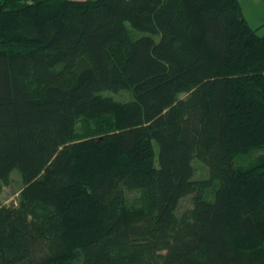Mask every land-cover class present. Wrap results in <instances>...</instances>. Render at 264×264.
Wrapping results in <instances>:
<instances>
[{
    "label": "trees",
    "instance_id": "1",
    "mask_svg": "<svg viewBox=\"0 0 264 264\" xmlns=\"http://www.w3.org/2000/svg\"><path fill=\"white\" fill-rule=\"evenodd\" d=\"M15 170L0 264H264V34L240 0H0Z\"/></svg>",
    "mask_w": 264,
    "mask_h": 264
},
{
    "label": "rangeland",
    "instance_id": "2",
    "mask_svg": "<svg viewBox=\"0 0 264 264\" xmlns=\"http://www.w3.org/2000/svg\"><path fill=\"white\" fill-rule=\"evenodd\" d=\"M242 9L247 17L248 22L251 26L258 28V32L260 34H264V0H240ZM118 97L125 98L128 96L127 93L122 92L120 94H116ZM104 122V123H103ZM100 125L109 123V120H100ZM89 124V125H88ZM85 124L83 122H79V128L82 130V135H87L91 133L93 130L94 123L88 122ZM92 128V129H91ZM261 151H256L250 154H241L236 157V162L241 165H246L250 163L253 156L258 154ZM204 173L202 167H198L197 175H202ZM23 179L19 171H13L11 175V181L9 184L4 185L0 189V200L3 204L6 205H17L22 196L23 189ZM188 204V198H185L181 201L180 206L184 207Z\"/></svg>",
    "mask_w": 264,
    "mask_h": 264
},
{
    "label": "crops",
    "instance_id": "3",
    "mask_svg": "<svg viewBox=\"0 0 264 264\" xmlns=\"http://www.w3.org/2000/svg\"><path fill=\"white\" fill-rule=\"evenodd\" d=\"M245 14V13H244ZM246 16V15H245ZM247 18V17H246ZM262 25H264V24H262ZM256 28V27H255Z\"/></svg>",
    "mask_w": 264,
    "mask_h": 264
}]
</instances>
